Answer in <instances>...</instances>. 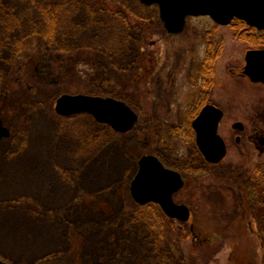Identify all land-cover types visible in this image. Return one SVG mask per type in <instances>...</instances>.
Returning <instances> with one entry per match:
<instances>
[{
  "label": "rangeland",
  "instance_id": "1",
  "mask_svg": "<svg viewBox=\"0 0 264 264\" xmlns=\"http://www.w3.org/2000/svg\"><path fill=\"white\" fill-rule=\"evenodd\" d=\"M72 1L0 0V118L10 132L0 147V261L179 264L184 257L196 264H264V201L257 205L252 195L250 202L244 190L246 179L264 166V154L247 140L246 146L235 143L233 124L243 122L247 136L252 110L248 89L229 69L244 65L250 46L240 37L251 36L210 17H191L182 33L171 35L156 5ZM57 10L58 32L48 37L42 13ZM257 37L264 41V33ZM222 38L218 74L228 83L211 98L226 103L220 135L229 153L223 169L202 177L199 169L185 168L198 149L178 125H187V105L199 95L190 80L198 77L209 40ZM256 87L264 97V87ZM172 90L176 107L159 108V97ZM63 95L133 103L141 119L121 134L88 114L63 117L56 112ZM147 155L187 171L190 183L175 199L191 205L196 222L170 223L138 209L131 184ZM232 163L228 176L234 178H225ZM206 239L217 248L201 257Z\"/></svg>",
  "mask_w": 264,
  "mask_h": 264
},
{
  "label": "water",
  "instance_id": "2",
  "mask_svg": "<svg viewBox=\"0 0 264 264\" xmlns=\"http://www.w3.org/2000/svg\"><path fill=\"white\" fill-rule=\"evenodd\" d=\"M140 1L146 6L158 7L160 19L171 35L182 33L191 17H210L221 26L240 20L251 28L264 31V0ZM247 62L245 74L254 83L264 84V50L249 52ZM56 112L63 117L91 115L99 123L106 124L121 134L130 132L139 120L136 112L121 101L86 95L61 96L56 104ZM223 117L221 110L208 106L193 122L197 147L206 160L213 164L220 163L227 155L226 144L219 134ZM9 135V130L4 127L0 118V147ZM184 185L181 173L166 168L157 157L147 155L139 161L138 172L131 184V194L139 206L157 204L168 218L187 223L191 219L190 208L174 201V196ZM0 264L8 263L0 261Z\"/></svg>",
  "mask_w": 264,
  "mask_h": 264
},
{
  "label": "flooded vegetation",
  "instance_id": "3",
  "mask_svg": "<svg viewBox=\"0 0 264 264\" xmlns=\"http://www.w3.org/2000/svg\"><path fill=\"white\" fill-rule=\"evenodd\" d=\"M230 25L235 26L234 28H237L238 30L240 29L241 33H242L241 35L247 34L248 36H251V37H248L249 39L247 41L244 40V36L240 37V40L246 42L250 46V48H248V50L246 51V54H245L244 65L240 69L239 68L237 69V67L229 68L231 74L233 75L232 77H234L235 79H238L237 80L238 82H236V84H239V87H242V89L243 88L248 89V90H246L247 92H249L247 95V103L246 104L252 110V114L250 116H248L246 119L247 123L245 122L246 124H248L247 136L242 135V134H245L247 131L246 125L243 122L239 121V122H236L233 124V134H234V138H235V139L234 138L233 139L235 140V143H237L239 146L240 145L246 146L245 142L247 140L257 150V152L259 151L263 155L264 154V97L258 96L255 92V89L257 88L256 86L264 87V84L263 83H254L250 79V77H248L245 74V71H246V67L248 65V62H247L248 53L251 51L264 50V41H261L260 40L261 38L258 39V37H257V36H259L260 33H264V32H259L255 29L250 28V27L248 28L244 23H241V22H237V23L232 22ZM230 25H228V26H230ZM224 41L225 40L223 38L220 40V42H218L217 40L216 41L211 40V39L209 40V42H208L209 48L207 49L205 59H203L200 63V67L198 70L199 72L197 73L198 77L197 76L195 77V75L193 74L194 80H192V79L190 80V83L194 82L193 83L194 89L199 94V95H197V98L194 101L189 102L187 105L188 109L191 110L190 114L188 115L189 120H188V118H187V120L191 121L193 119L191 122V126H192L191 127L192 128L191 136H192V138L195 137V141H196V131L193 128V122L198 118V116L201 114V112L204 108H206L208 106H213V107L221 110L224 113V117H223V119L220 123V126H219V134H220L221 124H222V122L225 118V115H226V112H225L226 103H225V101H223L222 98H220L219 100H216V101L211 98L212 93L215 89L224 88L227 86V83H228L227 75L218 74V65H219V60L222 57L221 52H222V50H224L223 49L224 48ZM212 46H213V48L211 49ZM218 48H220V52H219ZM143 64L145 66V61L143 62ZM192 68L193 69L196 68L195 62L193 60H192ZM226 70L227 69H225L224 71H226ZM240 79H247L250 82V85L252 88L244 87L243 84L241 83ZM238 89H240V88H238ZM196 92H195V94H196ZM169 95H170L169 97H165V96H164V98L159 97V101H157L158 103H156V105H158V107L161 109L168 108L169 110L176 107L177 103L174 101L175 98L173 97V95H174L173 90L169 93ZM136 114L138 115L139 120H140L141 116L139 115L138 112H136ZM190 118H192V119H190ZM167 124H168V122L166 123V125ZM179 124L180 125H178L179 126L178 129L181 130L182 133L187 132L184 129L186 124H184V122L181 120L179 121ZM238 124H240L239 127H236V125H238ZM175 128L176 127H174L173 129H175ZM223 140L226 144L227 155H228L230 145L227 143L226 139L223 138ZM196 145H197V142H196ZM197 149L198 150H196L195 152L190 154V159L187 162H185L186 163L185 168L189 167L191 170L199 169L200 172L206 173L208 176L216 173V170H218L220 167H221L220 169H223L222 168V167H224L223 161L226 159L227 155L224 158V160H222L220 163L213 164V163L206 160V158L200 152L198 147H197ZM159 160L164 164V166L166 168L172 169L174 171H178L179 173H181L185 178V186L187 185V176H186L185 171H180L177 168H173V167L165 164L161 159H159ZM201 164H203V166ZM200 168H202V170ZM233 168H234L233 163L226 165L225 169L227 172L224 174L225 178L226 177H228L229 179L234 178V176L233 177L228 176V174H234ZM250 184L251 183L245 181L244 190L246 192L247 200H249L251 202L252 195L253 196L257 195L259 192V189L257 187L255 188V187L251 186ZM238 188L241 190L240 185ZM228 189L231 190L233 188L230 186V188L228 187ZM252 192H253V194H252ZM179 193H177V194H179ZM239 194H240V196H242V193H239ZM176 195L174 196V201L176 203H178L175 199ZM179 204H181V203H179ZM185 205H187L190 208L192 217H193V215L195 216L191 205H188V204H185ZM170 220L173 222L177 221L181 225V223L178 220H173V219H170ZM191 230L193 231V228ZM143 234H144V238L148 237V235H145L144 232H143Z\"/></svg>",
  "mask_w": 264,
  "mask_h": 264
},
{
  "label": "trees",
  "instance_id": "4",
  "mask_svg": "<svg viewBox=\"0 0 264 264\" xmlns=\"http://www.w3.org/2000/svg\"><path fill=\"white\" fill-rule=\"evenodd\" d=\"M75 1H77V0L72 1V3H77ZM61 13H62L61 10H57V11H54V12L51 11L50 13L49 12L46 13V11H44L42 13L43 18L47 17L46 19L48 20V23H49V27H48V31H47L48 35H46V36H48V37H50L51 35H55L56 36V34L58 32V20L61 17ZM238 22L243 23L242 21H238ZM121 100H123V99H121ZM126 104H128L130 107H132L136 112H139V111H137V109L134 106H132V105H134L133 103L126 102ZM192 120L188 121L187 125L185 126L186 128L184 127L187 130V132L189 131L190 133H191V130H192V128H191L192 127L191 126ZM186 170L188 172H192V170L189 167H187ZM187 171H185L186 172V176H187ZM200 175H202V177H205L207 174L206 173H201ZM189 181H190V176L189 177L187 176V185H189V183H190ZM246 182L251 183L250 184L251 186H253L255 188L257 187L259 189V192L256 195V198L258 199L257 200L258 201L257 205H259V203L264 201V166H260L257 169L256 173H254L253 175H251V177H248L246 179ZM138 209L141 212H143L144 214H147V215H153L155 213L160 218H162V216L165 217L163 215L161 209L159 208V206L154 205V204H150V205H147V206H144V207H138ZM196 219L197 218L193 215V217H192L193 222H196ZM168 221L170 223H173V221H171V220H168ZM184 225H186V224H184ZM178 230H179V233H182V231L180 229H178ZM188 230H189V232H192V233L195 231L194 229L192 231L191 228L188 229ZM184 232H186V231H183L182 234H183V236L186 237V234ZM216 238H219V237H216ZM199 245L200 246H199L198 250H200V252H201V257L202 256L205 257L206 255L209 254L210 251H212L213 249L217 248L216 241H214L212 239H206V241H201ZM182 260L183 261L181 263H179V264H196V260L197 259H191L192 262H190V263H188L186 260H184V257L182 258Z\"/></svg>",
  "mask_w": 264,
  "mask_h": 264
},
{
  "label": "bare ground",
  "instance_id": "5",
  "mask_svg": "<svg viewBox=\"0 0 264 264\" xmlns=\"http://www.w3.org/2000/svg\"><path fill=\"white\" fill-rule=\"evenodd\" d=\"M113 175H114V174H112V176L110 175V176H109V177H107V178L111 179V178H113ZM105 178H106V177H105ZM97 184H98V183H97Z\"/></svg>",
  "mask_w": 264,
  "mask_h": 264
}]
</instances>
